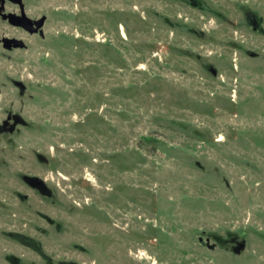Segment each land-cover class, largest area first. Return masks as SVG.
Here are the masks:
<instances>
[{
  "label": "rangeland",
  "instance_id": "374dc122",
  "mask_svg": "<svg viewBox=\"0 0 264 264\" xmlns=\"http://www.w3.org/2000/svg\"><path fill=\"white\" fill-rule=\"evenodd\" d=\"M196 1L42 0L57 49L0 48V264H264V0ZM34 151L55 202L10 195Z\"/></svg>",
  "mask_w": 264,
  "mask_h": 264
},
{
  "label": "flooded vegetation",
  "instance_id": "af4514ba",
  "mask_svg": "<svg viewBox=\"0 0 264 264\" xmlns=\"http://www.w3.org/2000/svg\"><path fill=\"white\" fill-rule=\"evenodd\" d=\"M185 1L197 9H201V4H199L198 1ZM50 6L51 4L45 5L44 7L42 0H0V48L10 53L17 51H53L57 49L59 44V41L56 40L59 35V32L57 31L59 12L58 10L46 11L45 9ZM249 22L254 31L260 29L257 19L251 18ZM7 78L8 76L6 75L5 79ZM5 86L3 87L5 88ZM3 93L4 92L1 88L0 94ZM17 103L19 104V107L15 106ZM27 103L29 102H25V100H17L15 96L12 101L9 102V105H7L4 101V96H0V128L2 126V128H10L15 122H17V128L19 129L21 123L23 124V118L19 115L13 114V112H11L12 110H9V106L11 105L15 110H21L23 115L28 117L26 115ZM25 134L26 132H23L22 137L25 136ZM21 140V138L17 139V145L12 148L6 144L0 143V159L3 161H0L2 172L8 171L7 169L11 159L9 154H7L9 151L21 149L25 152ZM19 161L20 166L18 171L12 173L14 185L11 188L10 195L23 205L27 204L32 196H37L41 200L55 202L56 195L54 190L49 187L46 180H44L37 171V169L41 170L44 165L49 164L47 157L40 151H34L32 152L30 167H27L26 165L25 154H19ZM37 179L44 181L46 186L51 190L53 198L42 195L39 189L40 182ZM4 184L5 187L9 188L8 183ZM4 202H6L5 199L0 200V208L5 207ZM46 219L50 223H53L52 220L48 218ZM7 235L16 241L28 239L27 237L16 233H7Z\"/></svg>",
  "mask_w": 264,
  "mask_h": 264
},
{
  "label": "water",
  "instance_id": "95a60500",
  "mask_svg": "<svg viewBox=\"0 0 264 264\" xmlns=\"http://www.w3.org/2000/svg\"><path fill=\"white\" fill-rule=\"evenodd\" d=\"M213 73L214 76H217V70L215 68H213L211 66L210 69ZM14 84L19 88L20 91V96L21 97H25L28 89L27 87L24 85V83H22L21 81H14ZM27 125V126H26ZM18 123L15 122L10 128H0V135H3L4 139H8L10 137V139L12 140V137H14L16 134L19 133L20 128H28L29 124L23 119V124L21 123V127L18 129L17 128ZM40 182V191L42 193V195L44 196H48V197H52V192L51 190L46 186V184L44 183V181L37 179ZM246 245L244 243L239 244V246L235 249L236 253H241V251H243L245 249Z\"/></svg>",
  "mask_w": 264,
  "mask_h": 264
}]
</instances>
